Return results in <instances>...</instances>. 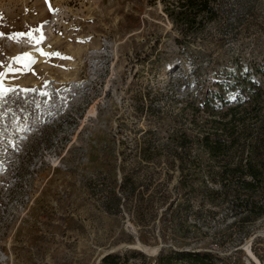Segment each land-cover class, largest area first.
<instances>
[{
	"label": "rangeland",
	"instance_id": "obj_1",
	"mask_svg": "<svg viewBox=\"0 0 264 264\" xmlns=\"http://www.w3.org/2000/svg\"><path fill=\"white\" fill-rule=\"evenodd\" d=\"M223 8L179 46L158 1L0 0V71L20 69L0 97V264H99L128 250L148 261L171 249L264 264V214L218 185L196 139L223 70L264 68V0ZM252 80L225 94L222 113L256 105L264 75ZM258 143L264 153V133Z\"/></svg>",
	"mask_w": 264,
	"mask_h": 264
},
{
	"label": "trees",
	"instance_id": "obj_2",
	"mask_svg": "<svg viewBox=\"0 0 264 264\" xmlns=\"http://www.w3.org/2000/svg\"><path fill=\"white\" fill-rule=\"evenodd\" d=\"M153 1L162 5V11L171 23V29L176 31L174 42L179 46L188 45L190 39L195 38L209 23L221 20L224 12V0ZM222 73L220 78L215 80L216 89L209 90L203 96L201 110L212 118L207 120L209 127L198 130L196 139L204 154L220 167L215 171V181L218 185L234 186V198H239L237 191L240 190L245 195L240 204H244L242 208L246 213L254 212L255 216L259 217L264 214V153L259 151L258 143L260 135L264 133V92H255V106L243 109L230 106L224 113L221 110L223 105H227L225 94L234 91L237 86L254 85L252 77L257 73L264 75V68L254 65L251 69L241 70L237 65L235 68H225ZM215 111L221 115L220 118L213 117L218 114ZM226 114L230 116L228 121L223 120ZM257 129L261 132H257ZM183 144L179 145L180 149L185 146ZM181 153L180 150L178 158L186 164ZM137 258L143 260L135 263L130 261ZM145 258L144 254L135 250L114 251L103 255L99 264H218L217 257L206 250H161L151 260L146 261Z\"/></svg>",
	"mask_w": 264,
	"mask_h": 264
},
{
	"label": "snow or ice",
	"instance_id": "obj_3",
	"mask_svg": "<svg viewBox=\"0 0 264 264\" xmlns=\"http://www.w3.org/2000/svg\"><path fill=\"white\" fill-rule=\"evenodd\" d=\"M38 30L39 29H37V31ZM40 39H43V37L41 36ZM37 43H39V40H37ZM37 51H39L42 55H45L46 57L47 56H57L61 59H68V57L62 56V54L59 52L44 53L42 49H37ZM25 55H26L27 61H28L25 65V70H30L31 64L35 63V60L29 54H25ZM16 60L18 63L21 62L19 57H17ZM14 71H20V69H13L11 67H8L4 71H0V97H3L4 95H6L10 91H14V89H12V88H6L3 84V78L6 76L7 72H14ZM25 91H34V89L33 90H25ZM40 95H47V93L41 91Z\"/></svg>",
	"mask_w": 264,
	"mask_h": 264
},
{
	"label": "bare ground",
	"instance_id": "obj_4",
	"mask_svg": "<svg viewBox=\"0 0 264 264\" xmlns=\"http://www.w3.org/2000/svg\"><path fill=\"white\" fill-rule=\"evenodd\" d=\"M136 246L140 247L144 251H148V248H146L145 246L141 245L140 243H138Z\"/></svg>",
	"mask_w": 264,
	"mask_h": 264
},
{
	"label": "water",
	"instance_id": "obj_5",
	"mask_svg": "<svg viewBox=\"0 0 264 264\" xmlns=\"http://www.w3.org/2000/svg\"><path fill=\"white\" fill-rule=\"evenodd\" d=\"M109 252H112V251H109ZM109 252H106V253H109ZM106 253L102 254V256L105 255ZM102 256H101V257H102Z\"/></svg>",
	"mask_w": 264,
	"mask_h": 264
}]
</instances>
